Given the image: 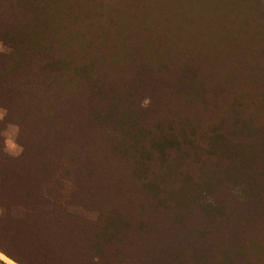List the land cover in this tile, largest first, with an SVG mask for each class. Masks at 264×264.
I'll use <instances>...</instances> for the list:
<instances>
[{
	"label": "trees",
	"instance_id": "obj_1",
	"mask_svg": "<svg viewBox=\"0 0 264 264\" xmlns=\"http://www.w3.org/2000/svg\"><path fill=\"white\" fill-rule=\"evenodd\" d=\"M0 42L23 223L71 239L57 171L93 264H264V0H0Z\"/></svg>",
	"mask_w": 264,
	"mask_h": 264
},
{
	"label": "rangeland",
	"instance_id": "obj_2",
	"mask_svg": "<svg viewBox=\"0 0 264 264\" xmlns=\"http://www.w3.org/2000/svg\"><path fill=\"white\" fill-rule=\"evenodd\" d=\"M7 124L3 121L0 122V132H3ZM0 151L4 152V146L1 147V144ZM4 154L6 157L13 158L5 152ZM6 170L9 173L7 176L8 186L0 194V203L3 206H0V226H3L0 227V246L12 256V258H8L15 260L16 264H93L91 250L81 248L82 246L89 247L97 233L93 225H89L93 229H89V231L85 229L86 224L83 223L82 215L89 216V212L86 210L87 202L83 193L80 190L74 191L69 181L61 180L59 173L54 172L53 178H55L56 187L62 189L60 200L62 203L64 202L66 211L75 215L72 232H69L71 239L64 241V235L59 230L54 232L48 230L47 232L41 223L22 222V212L24 211L19 203L21 199L17 178L18 169L15 164H12L9 168L6 166ZM4 210L14 218L3 221ZM65 218L60 221V223H64L63 228L67 226V216ZM77 218L78 223L76 222ZM81 224L84 225V229ZM50 225L54 226L52 229L59 227L56 223H50ZM47 233L53 235L55 241L48 238Z\"/></svg>",
	"mask_w": 264,
	"mask_h": 264
},
{
	"label": "clouds",
	"instance_id": "obj_3",
	"mask_svg": "<svg viewBox=\"0 0 264 264\" xmlns=\"http://www.w3.org/2000/svg\"><path fill=\"white\" fill-rule=\"evenodd\" d=\"M0 52L8 54L11 52V49L3 45L0 42ZM148 105V100H145L140 106L146 108ZM7 114V109L0 107V122L4 120L5 115ZM19 134L18 125L9 122L3 132H0V137H3L4 152L13 157L17 158L23 152V147L17 143V137ZM94 261L98 258H93ZM0 264H16V261L9 259L2 251H0Z\"/></svg>",
	"mask_w": 264,
	"mask_h": 264
}]
</instances>
